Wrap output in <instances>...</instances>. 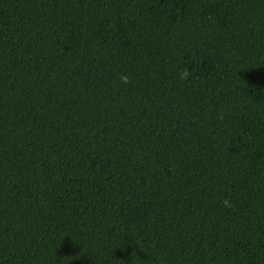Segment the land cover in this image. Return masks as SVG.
<instances>
[{"label": "trees", "instance_id": "16d2710c", "mask_svg": "<svg viewBox=\"0 0 264 264\" xmlns=\"http://www.w3.org/2000/svg\"><path fill=\"white\" fill-rule=\"evenodd\" d=\"M0 264H264V0H0Z\"/></svg>", "mask_w": 264, "mask_h": 264}]
</instances>
